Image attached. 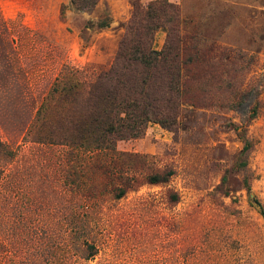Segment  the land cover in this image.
<instances>
[{
  "label": "rangeland",
  "instance_id": "1",
  "mask_svg": "<svg viewBox=\"0 0 264 264\" xmlns=\"http://www.w3.org/2000/svg\"><path fill=\"white\" fill-rule=\"evenodd\" d=\"M154 1L98 0L81 13L69 0H0V264H264L251 202L264 208V0H167L176 22L152 29V48L180 36L197 59L182 87L130 71L147 121L116 150L173 171L168 183L113 198L90 170L82 184L98 195L84 196L65 182L66 147L26 137L62 69L83 82L108 70L134 7Z\"/></svg>",
  "mask_w": 264,
  "mask_h": 264
},
{
  "label": "trees",
  "instance_id": "2",
  "mask_svg": "<svg viewBox=\"0 0 264 264\" xmlns=\"http://www.w3.org/2000/svg\"><path fill=\"white\" fill-rule=\"evenodd\" d=\"M97 1L69 0L70 5L81 13L90 12ZM134 8L132 25L119 42L110 68L100 72L93 81L83 82L64 67L26 132V137L33 142L66 147L65 182L70 190L82 192L84 196L98 195L94 190L96 187L85 188L82 184L90 170L101 181L105 180L113 198H122L143 183L166 184L173 176L170 170L152 171L144 156L116 150L118 140L139 136L147 121V106L141 97L142 80L131 81L129 73L134 67H141L146 73L153 71L170 86L182 87L180 78L194 65L197 56L180 36L168 37L162 50L152 48V29L176 22V8L167 0L151 2L142 12L136 6ZM250 93L256 100L259 89L238 92L233 110L239 112ZM254 116L252 106L240 125L245 126ZM237 129L244 138V130ZM243 141L244 150H247L248 141ZM168 200L174 204L178 195L171 192ZM251 202L264 220L262 205L255 198ZM88 248L93 255L94 246L88 245Z\"/></svg>",
  "mask_w": 264,
  "mask_h": 264
}]
</instances>
